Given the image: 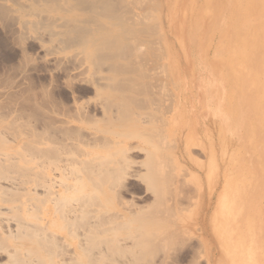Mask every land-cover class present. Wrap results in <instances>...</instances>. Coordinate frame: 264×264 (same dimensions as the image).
I'll list each match as a JSON object with an SVG mask.
<instances>
[{"label":"bare ground","instance_id":"6f19581e","mask_svg":"<svg viewBox=\"0 0 264 264\" xmlns=\"http://www.w3.org/2000/svg\"><path fill=\"white\" fill-rule=\"evenodd\" d=\"M168 1L0 0L6 18L17 13V18L12 17L21 33L23 29L44 32L51 43L74 51L72 57L78 63L74 70L80 72L70 77L90 84L93 90L90 100L79 101L74 95L71 105L49 97L43 129L36 124L40 118H32L36 125H22L15 117L2 120L5 114L0 113V264H159L152 246L162 243L164 237L179 242L178 223L168 230L156 227L151 233L147 232L151 227L146 229L160 215L178 219L175 208L166 202L169 192L165 194L161 188L181 175L179 168L175 177L176 172L171 173L174 161L180 163L183 155H190L189 145L186 142L182 147L180 140L174 141V149L171 146L173 162L167 159L170 146L162 151L167 138H173V116L187 99V81L180 78L182 63L177 62L172 44L175 32L169 23ZM194 52L201 55L198 46ZM161 100L164 104L157 109ZM15 123L20 129H14ZM204 127L212 140L217 132L223 136L210 118ZM212 148L214 154V143ZM132 151L145 154L141 157ZM135 177L144 179L152 192L146 206L119 193L126 180ZM178 180V186L183 184ZM221 181L212 187L215 190L211 189L207 209ZM171 187L169 197L175 191ZM173 198L177 199L174 193ZM262 199L264 192L259 190L245 194L239 199L241 204L236 209L233 206L239 217L234 211L220 221L230 264H257L255 240L264 232V207L257 208ZM179 200L177 208L183 205ZM253 212L256 216L251 219ZM142 217L149 220L148 225ZM251 230L254 232L248 237ZM243 244L246 253L240 256Z\"/></svg>","mask_w":264,"mask_h":264},{"label":"rangeland","instance_id":"374dc122","mask_svg":"<svg viewBox=\"0 0 264 264\" xmlns=\"http://www.w3.org/2000/svg\"><path fill=\"white\" fill-rule=\"evenodd\" d=\"M167 9L169 23L175 32L172 43L174 54L177 62L182 63L180 78L187 81V99L177 108L173 116V128L170 129L173 140L167 138V145L165 144L167 147L165 146L162 151L166 152L165 149L170 146L167 155L173 156L174 141L180 140L182 147L186 142L189 145L190 155L187 156L190 158L185 154L183 160L180 157V163L174 161L172 166L177 164V167L172 168L170 165L174 172L170 170V166L169 170L166 168L168 175L171 171V173L176 172L175 175L171 174L174 177L180 169L181 175L180 173L179 175L182 177L178 178L180 176L177 175L175 182L172 180L175 185L169 181L167 185H162L164 189L161 188L165 194L169 192L167 195L171 196L170 187L175 186H172L175 189V191L172 189V197L166 195L165 199L172 208H175L174 215H177L178 219L173 215L168 217L165 215L166 220L160 215L159 217L164 220L156 217L152 222L153 226L151 224L146 228L148 230L151 227L150 230L145 229V231L152 233L156 227L168 230L171 226L175 227V224H179L177 229L182 233L179 242L174 243L173 238L168 240V237H164L162 243L152 246L153 253L157 252L156 261L159 264H217L216 261L220 264H230L229 252L224 247V227L220 221L223 216L234 213L239 217L240 212L235 209L241 204L239 199L245 194L253 195L258 190L264 192V0H198V2L169 0ZM0 14V110L2 109L0 113L6 115L3 118L0 115L2 120L15 117L20 124L29 125L34 122L32 118H40L41 120H36V124L40 126H37L39 129L41 127L43 129L42 117L46 118L48 114L49 97L67 105L74 102V95L80 99L79 101H87L93 97L90 84L70 77L71 74L75 75V72L78 76L80 72V69L74 70L78 65L72 57L74 51L67 52L59 44L51 43L44 32L23 29L24 32L21 33L18 21L14 19V14L17 18V13H9L6 15L8 18L1 11ZM196 46L200 49V56L194 52ZM74 75L71 76L75 77ZM164 101L159 102L161 104L157 109L162 107ZM229 112L231 115L227 114ZM207 118L212 119L223 136L220 137L217 132L213 140L206 137L204 122ZM16 124L18 123L14 125ZM15 126L14 129H20V126ZM182 131H186L183 140H181ZM235 139L237 140L234 141ZM212 143L215 147L214 154H212L214 150ZM183 150L185 151V148ZM132 154L143 157L145 151H132ZM167 159L173 162V157L170 156L169 159L167 156ZM182 173H185L184 176ZM177 178L181 182L183 180V184L188 188L183 184L180 185L181 182ZM143 180L139 177L127 179L124 187L119 189V193L128 200L136 201L137 204L147 205L153 195L148 189V184ZM177 180L179 185L185 188L178 186ZM184 180L189 184L187 182L185 184ZM220 180L222 185L215 191L213 204L207 209L209 194L215 190L212 187H215ZM166 186H169L170 191H167ZM177 187H180V190L179 188L177 190ZM196 188L201 189L198 191ZM252 190L254 191L251 192ZM173 193L177 199L181 200L184 197V201L179 200L183 204L180 205L181 208H177L179 204L177 199L173 198ZM223 194H225L224 198H222ZM219 197H221L220 201ZM259 202L257 208L264 207V199ZM179 209L180 212H177L176 210ZM206 210L209 212L203 222L202 218ZM255 216L254 212L253 215H249L251 219ZM165 220L169 221L164 222ZM144 221V224H149L147 218ZM180 228H183L185 233ZM253 232L251 230L248 237H251ZM238 242L243 241L240 239ZM250 244V240L246 242L247 246ZM244 245L239 247L240 256L246 253ZM255 246L256 262L264 264V232L257 236Z\"/></svg>","mask_w":264,"mask_h":264}]
</instances>
